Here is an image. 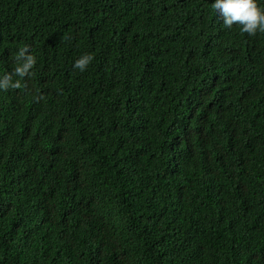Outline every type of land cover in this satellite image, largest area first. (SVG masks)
Instances as JSON below:
<instances>
[{
    "label": "trees",
    "instance_id": "16d2710c",
    "mask_svg": "<svg viewBox=\"0 0 264 264\" xmlns=\"http://www.w3.org/2000/svg\"><path fill=\"white\" fill-rule=\"evenodd\" d=\"M214 2L0 0V78L37 60L0 90V264H264V33Z\"/></svg>",
    "mask_w": 264,
    "mask_h": 264
},
{
    "label": "clouds",
    "instance_id": "9594fccd",
    "mask_svg": "<svg viewBox=\"0 0 264 264\" xmlns=\"http://www.w3.org/2000/svg\"><path fill=\"white\" fill-rule=\"evenodd\" d=\"M212 7L216 10L223 26L232 28L238 25L243 33L249 36H255L258 32L264 33V8L257 4V0H215ZM30 49L22 47L17 54L16 60L18 66L13 73H9L0 78V90L19 89L22 87L19 79L13 80V76L23 79L33 73L31 70L35 67L37 60ZM92 54H85L77 59L74 68L84 72L93 61Z\"/></svg>",
    "mask_w": 264,
    "mask_h": 264
}]
</instances>
